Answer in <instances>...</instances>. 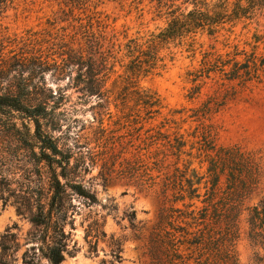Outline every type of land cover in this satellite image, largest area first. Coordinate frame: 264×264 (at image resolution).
<instances>
[{"label":"trees","instance_id":"obj_1","mask_svg":"<svg viewBox=\"0 0 264 264\" xmlns=\"http://www.w3.org/2000/svg\"><path fill=\"white\" fill-rule=\"evenodd\" d=\"M175 1L167 0L171 5L165 13L158 10L167 18L158 32L129 36L127 28L117 30L115 19L109 23L107 15L95 10L77 33L64 32L16 58L12 74L1 65L0 110L19 115V129L16 123L12 127L23 129L22 143L36 164L49 169L51 195L46 207L32 215L35 225L55 223L64 213L68 192L89 205L98 203L81 183L86 167L81 158H73L67 143L71 118L95 98L97 147L111 154L114 165L115 158L127 155L123 160L129 167L139 165L145 175L151 171L145 161L151 160L156 176L150 177L149 187L157 181L161 186L154 223L135 225L134 213L127 216L134 238L142 244L144 264H224L234 257L224 247L225 236L235 229L243 210L250 232H264V196L244 207L243 201L260 184V165L240 147L217 146L209 123L228 100L264 84V0H185L190 10ZM239 25L245 33L237 35ZM203 37L211 41L207 49L200 42ZM178 48L192 61L197 53L200 57L185 73L188 102L199 101L208 88L194 108L169 109L155 91L140 84L164 71ZM47 75L57 84L67 82L52 89ZM105 122L111 125L106 128ZM126 176L134 178L136 173L132 169ZM11 242L15 251L17 245ZM121 244L110 238L117 260ZM63 253L53 242L42 251L48 264L62 263ZM12 259L1 247L0 264H12Z\"/></svg>","mask_w":264,"mask_h":264},{"label":"rangeland","instance_id":"obj_2","mask_svg":"<svg viewBox=\"0 0 264 264\" xmlns=\"http://www.w3.org/2000/svg\"><path fill=\"white\" fill-rule=\"evenodd\" d=\"M184 1L176 0L174 5L190 10L191 6ZM169 5L167 0H3L0 3V66L12 74L17 67L16 58L29 55L36 45L48 44L64 32L77 33L79 24H86L95 10L101 17L107 15L109 23L115 19L117 30L127 28L129 36L158 32L166 27L167 18L162 13ZM161 8L162 16H159ZM234 31L237 35L245 33L240 25ZM200 42L204 43V49L211 44L206 37ZM173 51L174 61L140 84L155 91L169 109L197 107L205 99L208 88L203 90L199 101L188 102L184 98L189 88L185 73L195 67L200 57L197 53L192 61L184 49ZM113 80L107 82L108 88L112 87ZM66 82L57 84L46 76L47 87L52 89ZM120 86L118 80L115 90ZM95 101L93 98L73 115L67 143L75 153L73 158H81L86 167L80 174L81 183L95 195L98 203L89 205L68 192L64 213L47 227L35 225L31 218L49 201V169L44 163L36 164L22 143L23 129L18 132L12 127L16 123L19 129L20 121L15 120L19 115L7 108L0 110V253L1 247L7 248L13 256L12 264H48L42 251L49 242L63 247L64 260L60 264H144L142 244L134 238L136 233L127 216L134 213L135 225L154 223L161 186L157 181L149 187L150 177L156 176L151 160L145 161L151 170L145 175L139 165L129 167L123 160L129 159L127 155L115 158L114 165L111 154L97 147V123L92 113ZM209 124L217 146L240 147L259 163L258 189L243 201L244 207L257 204L264 196V84L228 100ZM110 125L104 123L106 128ZM132 169L136 173L134 178L126 176ZM118 173L123 176L117 178ZM110 238L122 241L120 260L111 254ZM12 240L17 245L15 251L11 250ZM224 247L234 256L224 264H264V232H250L244 210L235 221V229L225 236Z\"/></svg>","mask_w":264,"mask_h":264}]
</instances>
